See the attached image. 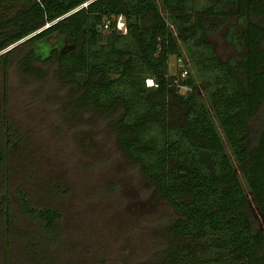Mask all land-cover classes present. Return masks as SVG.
<instances>
[{
	"label": "trees",
	"instance_id": "obj_1",
	"mask_svg": "<svg viewBox=\"0 0 264 264\" xmlns=\"http://www.w3.org/2000/svg\"><path fill=\"white\" fill-rule=\"evenodd\" d=\"M206 1L0 0V264H104L109 255L80 186L20 116L15 75L109 122L130 172L163 205V264H264V0ZM217 37L233 53L222 55ZM174 55L189 58L188 78L171 75ZM91 183L93 197L119 204L118 182Z\"/></svg>",
	"mask_w": 264,
	"mask_h": 264
},
{
	"label": "rangeland",
	"instance_id": "obj_2",
	"mask_svg": "<svg viewBox=\"0 0 264 264\" xmlns=\"http://www.w3.org/2000/svg\"><path fill=\"white\" fill-rule=\"evenodd\" d=\"M200 2L207 3L206 0ZM162 11L171 24L169 15ZM215 40L222 55L227 57L233 53L231 45L226 44L222 38L217 37ZM180 45L182 53L187 51L183 42H180ZM185 57L187 58L186 55ZM187 59L190 62L189 58ZM179 63L176 55L170 58L171 75L179 71ZM194 69L195 81L203 100L216 120L245 189L249 191L235 153L211 108L203 80L197 68ZM12 81L14 99L19 101L16 108H25L20 116L25 123L28 121L29 127L37 133L39 141L45 145L51 157L63 162L68 176L80 186V207L88 215L86 218L97 225L98 234L104 238L103 245L109 252L107 257H103L107 260L104 264H163L164 258L162 253L157 251V243L165 240V232L156 221L163 205L155 188L136 172H130V160L117 143L109 122L102 120L95 113L72 112L62 98L43 97V94L37 91V87L42 86V81L37 82L31 77L19 75H15ZM25 112H29L28 115L34 119L29 120ZM55 128L57 132L54 133L52 130ZM69 158L74 162L70 163ZM93 177L99 181L118 182L121 195L118 205L112 202V197L109 198L110 202H107L109 196L93 197Z\"/></svg>",
	"mask_w": 264,
	"mask_h": 264
},
{
	"label": "built area",
	"instance_id": "obj_3",
	"mask_svg": "<svg viewBox=\"0 0 264 264\" xmlns=\"http://www.w3.org/2000/svg\"><path fill=\"white\" fill-rule=\"evenodd\" d=\"M117 27L121 32H127L126 20L124 19L123 16L119 17L118 22H117ZM185 60L188 62V64H186ZM179 62H180L179 65L181 64V66L179 67L178 73H176L175 75L177 76L178 74H180L181 77L188 78L189 71H190L189 70V61L186 58H184V59L179 58ZM175 82H176L177 86L180 88V91L181 90H183V91L191 90L190 86L181 84L179 79L176 78ZM149 83H150V85H153L154 81L152 79H150Z\"/></svg>",
	"mask_w": 264,
	"mask_h": 264
}]
</instances>
